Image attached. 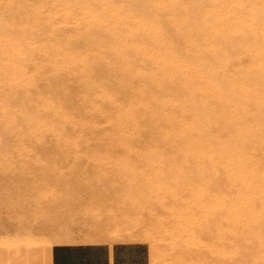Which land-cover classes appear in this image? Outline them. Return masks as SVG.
Here are the masks:
<instances>
[{"label":"rangeland","instance_id":"rangeland-1","mask_svg":"<svg viewBox=\"0 0 264 264\" xmlns=\"http://www.w3.org/2000/svg\"><path fill=\"white\" fill-rule=\"evenodd\" d=\"M133 1L0 0V24L2 25L0 29V264H49L50 246L59 241L111 242L115 240L145 242L148 264H264V211H262L264 194L261 197L255 194L258 191L264 193V180L262 183L260 179L261 176L264 177V172L257 173L259 180L257 174L254 176L256 172L264 171L263 72V77L260 74L254 78L255 81L251 78L250 81L248 80L253 75L252 67L257 63V58L264 55V41L262 43L257 36L258 33L251 29L249 33L256 41L249 35L245 38L246 41L248 39L246 43L249 47H237L230 33L225 31L226 26L220 25V22L227 24L234 19L231 17L244 19L249 14L250 8H254L253 5H257L256 9L261 8L260 4L256 3H264V0H249L248 3V0H245L246 8H243L244 5L241 7L245 9L244 14H247H242L243 17L242 12H238L239 8H242L238 6L235 10L237 15L225 14L227 8L225 6H228L225 2L230 3L231 0H218V3L215 0L216 4H212L210 0L207 2L205 0H192V2L190 0H153V2L145 0L146 5L149 3L147 7L145 5V9L141 6L143 0H138L139 5L137 1ZM211 1L214 2V0ZM197 2L204 4L199 3L200 6ZM145 3L143 2L142 5ZM192 3L196 9L199 8L196 11L197 14L192 11L195 9ZM210 4L214 7L218 4L215 11L220 8L221 10L216 11L217 14L214 13L213 6ZM248 4H250L249 7ZM204 5L206 9L201 10L200 8ZM207 5L212 8H207ZM111 6H115L116 10L114 7L111 8L113 11L109 10ZM223 6L225 9L222 8ZM140 7L143 9L141 10ZM157 7H162L164 14ZM156 8L158 14H156ZM8 9L11 10L8 11ZM124 9L127 10L124 11ZM128 10L131 12H127ZM168 10L177 11L168 13ZM185 11L188 15L184 13ZM202 11L205 15L201 14ZM141 12L149 15L146 13L142 15ZM176 13L179 14L177 17ZM121 14L123 16L119 18ZM184 15L187 18L191 16L192 22L197 21V18L202 20H198V24L195 22L192 24L189 20L190 24L187 26L188 23L184 24L183 19H180V16L186 18ZM136 17L140 18V21H136ZM175 17L178 22L174 20ZM205 17L210 18L211 25L210 23L208 25V19ZM123 18L128 21L125 22ZM141 19L144 21L141 22ZM203 19L204 22H202ZM167 20L169 22H166ZM145 21L149 23L147 27ZM140 23L145 25L142 26L144 32L140 30ZM182 23L186 25V29ZM212 24H214L213 27H210ZM178 26L177 32H183L184 29L186 32L184 37H186L185 34L188 35L187 39L183 37L184 41L180 37L183 33L180 32L179 34L182 35H179L175 32ZM168 28H172L174 32ZM223 29L225 32L222 31ZM210 30L215 31L214 34ZM144 33L148 34L145 36ZM153 37H157L158 40L155 41ZM178 37L184 42V46L183 42L179 43ZM222 39L225 40L222 41ZM239 39L241 40V37ZM154 41L159 43L161 41V45L164 43L163 48L158 46L159 43L153 44ZM243 41L245 43L244 39ZM176 46L180 51L176 49L177 51L173 52H176L178 56L171 51L175 50ZM169 54L172 56L171 61L167 58ZM188 57L190 59L186 61ZM166 58L168 63L174 62L169 63L171 67L164 61ZM179 59L182 62H179ZM179 68L181 72L178 71ZM195 68L199 71H195ZM205 77L209 80H205ZM214 80L216 83L212 82ZM247 83L251 85L247 86ZM201 84H205L203 86H206L207 90ZM181 85L188 86V89L192 87V90H189L190 94L188 90L183 93L186 87ZM208 85L212 88L210 89ZM180 86L184 88L181 91L184 96L179 92ZM223 86L226 87L223 88ZM194 87L197 89L195 90ZM200 88L207 91L202 98L199 96L203 95L204 90L200 91ZM179 94L182 95L181 99ZM186 94L192 98L190 102H195V107L191 108L194 106L192 105L191 109L189 108L190 103H187L189 99ZM193 94L199 95L198 98ZM220 94H224V97ZM173 95L179 98L176 99ZM173 99L180 101L179 106H184L186 102L185 107L188 106V108H180L178 104H175L176 107L173 108L172 106L176 103ZM196 103L203 109H200ZM251 103H254L253 106ZM204 105L209 107V111ZM196 106L200 109L197 112L194 109ZM229 107L234 109L230 110ZM187 109L190 110L187 111ZM250 109L254 117H250L252 115L248 112ZM179 110L184 112H178L181 114L179 115L176 113ZM201 110L203 112L206 110L207 118ZM210 112L212 115L208 114ZM248 113H250L249 116H246ZM235 114L244 117L248 122L239 120L241 118ZM194 116L196 118L199 116V121L192 118ZM200 118H203V121L208 120L203 122ZM228 118H233L234 122ZM255 118L258 123L255 122ZM225 119L229 122L227 123ZM196 122L202 124L199 126L203 127V131L199 126H195L197 129H192ZM220 123L224 126L223 128H218ZM250 125L252 127L249 131L252 133L254 128L253 134L247 131ZM224 128L226 133L222 131ZM237 128L238 130H235ZM187 129L189 131H186ZM190 129L194 131L188 134ZM166 132L169 133L170 138L173 137V133L177 137V132H181L180 139L177 138V141L174 136L175 140L173 138L168 140L169 137L162 140ZM206 132L214 134L210 136ZM234 132L238 133L237 137ZM202 135L207 137H203L202 140ZM232 135L234 136L229 138ZM187 138H190L188 142ZM243 138L246 139L243 140ZM228 140L234 142L235 148L231 145L233 142ZM237 143L243 146H236ZM236 147L239 148L236 149ZM227 149H230V152H227ZM235 149L237 152L234 151ZM234 153H237L236 156ZM199 155H201L200 158ZM231 155L234 157L230 158ZM222 158L227 160H221ZM241 164L253 168L250 170L253 174L249 173L250 175L247 174V176H254L256 181L261 182L262 190H259V185L256 184L258 181L251 182L252 178L247 176L245 179H248L252 186L256 184L258 190L256 186L255 189L254 186L253 188L250 186L252 191L245 190L244 185H240L243 182L242 179L234 176L236 179L233 177V180L236 182L231 180L230 177L235 175L233 173L225 176L224 172L229 174L230 166L237 170V166ZM220 166L227 168L220 169ZM236 185L239 188L234 187ZM228 186L234 187L233 192L243 190L241 195L257 190L253 193L254 197H250L253 201L247 198L250 195H246L243 203L254 205L257 214L255 210H252L253 214L255 212L256 216L263 217H257V220L255 217L252 218L256 221L262 220L263 223L260 222L263 225L259 221L257 224L260 225H254V227L260 226V230L249 225L256 221L250 219L248 213L253 215L251 210H247L248 205L245 208L247 211L243 209L247 212L248 220L252 222L247 223L245 212L241 213L243 205L240 209H234L233 199L242 197L240 192L235 195L230 190L232 193L229 192V194L236 196L232 199V195L227 194ZM224 190L227 196L223 194ZM244 191L247 192L244 193ZM223 196L227 198L229 204H225L226 198H222ZM256 198L260 201L262 198L263 202L255 201ZM248 199L251 201L249 202ZM255 202L261 203L262 206ZM224 206L229 208L233 206L230 209L225 208L226 211L232 214L233 211L234 213L236 211L235 214L240 212L243 221L238 222L240 216L237 214L235 218L234 214L233 216L228 212L227 217L231 215L238 219L235 222L233 218L231 220L228 217L227 221V218H224L226 216H223L226 214ZM257 208L262 213L260 210L258 212ZM244 222L253 229L254 232L248 227L254 235H249L251 232L245 234L249 230L245 227L247 225H243ZM227 229L230 230L227 234L231 235V237L228 235V238ZM239 231L241 234H238ZM255 231L257 234L261 231L262 234H259L261 236L255 234ZM243 237L245 238L242 239ZM258 249L261 253L263 251V255ZM254 253L256 256L253 255Z\"/></svg>","mask_w":264,"mask_h":264},{"label":"bare ground","instance_id":"bare-ground-1","mask_svg":"<svg viewBox=\"0 0 264 264\" xmlns=\"http://www.w3.org/2000/svg\"><path fill=\"white\" fill-rule=\"evenodd\" d=\"M81 1H82V0H81ZM134 1H137L136 3L139 5V3H138L139 1H138V0H134ZM134 1H133V2H134ZM141 1H142V0H141ZM151 1L153 2V0H151ZM190 1L192 2V0H190ZM190 1H189V3H190ZM196 1H197V0H196ZM200 1H202V0H200ZM205 1L207 2L208 0H205ZM222 1H223V0H222ZM222 1H219V3H221ZM227 1H228V0H227ZM254 1H256V0H254ZM259 1H260V0H259ZM131 2H132V0H131ZM143 2L145 3L146 1L143 0V1L141 2V6L144 7V9H145V5H146V3H145L144 5H142ZM147 2H148V1H147ZM162 2H163V1H162ZM162 2H161V3H162ZM193 2H194V1H193ZM210 2H211L212 4H216V2L218 3V0H216V2H215V0H214L215 3H214L213 1H211V0H210ZM210 2H209V3H210ZM229 2H230V1H229ZM232 2H233V3H232ZM248 2H249V0L247 1V3H248ZM251 2H252V1H251ZM251 2H250V3H251ZM136 3H135V4H136ZM165 3H166V2H164V4H165ZM176 3H177V2H176ZM197 3H198V2H197ZM199 3H200V2H199ZM199 3H198V4H199ZM245 3H246L245 0H244V1H243V0H233V1L231 0L230 3H226V2H225L226 5L228 4V6H225V7H227V8H226V11H225L226 13H225V12H224V13L227 14V15H237V14H235V10H236V8L241 7V6H243V5H244L243 8H246L247 5L245 6ZM247 3H246V4H247ZM261 3H263V2H261ZM261 3H258V2L256 3V4H258V5L260 4V7H261V8H258V9L255 8L257 5H256V6H254V5L252 6V5H251V6L254 7V8H250V9H251L250 11H249V9H248L249 14L245 13V14H247L248 16L250 15L248 18L246 17L247 15L244 17V19H239L240 17H238V18L231 17L232 19H233V18H234V19L231 20V21H229L227 24H226L225 21H224L225 24H221V22H220V25H224V26H226V27H225V31H226L228 34L230 33V35H231L232 38H233V42L235 43V46H237V47L240 46V47H244V48H246V47L248 46V44L246 43V42H248V39H247V41H246V39H245L246 36L249 37V35H250V36H251L250 38H254L253 35H251V34L249 33V32L251 31V29L255 30L256 33H258L257 36H258V38L261 39V41H262V43H263V41H264V3H263V4H261ZM132 4H134V3H132ZM148 4H149V3H148ZM148 4L146 5V7L148 6ZM166 4H167V3H166ZM193 4H194V3H192V6H193ZM200 4H204V3L201 2ZM200 4H199V5H200ZM205 4H207V3H205ZM222 4H223V2H222ZM109 5H110V4H109ZM172 5H173V4H172ZM172 5H171V7L174 6V5H173V6H172ZM176 5H177V4H176ZM181 5H182V4H181ZM183 5H184V4H183ZM188 5H189V4H188ZM188 5H187V6H188ZM190 5H191V4H190ZM208 5H209V4H208ZM208 5H207V8L209 7ZM210 5H211V4H210ZM217 5H218V4H217ZM217 5H216V6H217ZM220 5H221V4H220ZM249 5H250V4H248V7H249ZM9 6H10V5H9ZM156 6H157V5H156ZM162 6H163V5H162ZM195 6H196V5H195ZM197 6H198V5H197ZM200 6H201V5H200ZM202 6H203V5H202ZM205 6H206V5H204V7H203L204 9H203V8H200V9H201V10H205V9H206ZM211 6H213V9H214V10H213V9H212V10H213V12H214L216 6H215V7H214V5H211ZM211 6H210L209 8H212ZM237 6H238V7H237ZM10 7H11V6H10ZM10 7H9V8H10ZM112 7L115 8V6H111V7H109V10H110ZM135 7L137 8V6H135ZM142 7H140V9H141ZM176 7H177V6H176ZM178 7L180 8V5H179ZM193 7H194V6H193ZM193 7H192V8H193ZM248 7H247V8H248ZM20 8H22V7H20ZM114 8H113V9H114ZM157 8H158V7H157ZM157 8L155 9L156 14H158V12H157V11H158ZM159 8H160V7H159ZM159 8H158V9H159ZM182 8H183V6H182ZM184 8H185V10H186V7H184ZM190 8H191V6H189V10H191ZM194 8H195V7H194ZM222 8H224V6H223ZM241 8H242V7H241ZM243 8H242V9L239 8V11H238V12H242L241 15L244 14L243 11H244L245 9L243 10ZM140 9H138V11H139ZM142 9H143V8H142ZM142 9H141V10H142ZM161 9H162V7L160 8V11L162 12ZM163 9H164V8H163ZM173 9H174V8H173ZM175 9L178 10V8H175ZM180 9H181V8H180ZM195 9H196V8H195ZM195 9H194V10H195ZM198 9H199V8H197L195 11H194V10H192V11L195 12V14H197L196 11H197ZM217 9H218V8H217ZM224 9H225V8H224ZM259 9H261V10H259ZM10 10H11V9H10ZM10 10L8 9V11H10ZM115 10H116V8H115ZM121 10H122V9H121ZM125 10H127V9H124V11H125ZM170 10H171V9H170ZM177 10H176V11H177ZM183 10H184V9H183ZM208 10H209V9H208ZM220 10H221V8H220L219 10H216V11H220ZM111 11H113V10L111 9ZM160 11H159V12H160ZM164 11L166 12L165 9H164ZM168 11H169V10H168ZM173 11H175V10H173ZM173 11H172V12H173ZM176 11H175V12H176ZM186 11H187V10H186ZM186 11L184 12L185 14H187ZM192 11H190V13H191ZM210 11H211V10H210ZM210 11H209V13H210ZM216 11H215L214 13H216ZM89 12H90V11H89ZM91 12H92V11H91ZM119 12H121V11H119ZM122 12H123V11H122ZM122 12H121V13H122ZM127 12H131V11L128 10ZM172 12L169 11L168 13H172ZM179 12H180V11H179ZM213 12H212V15L214 14ZM221 12H222V11H221ZM246 12H247V11H246ZM125 13H126V12H125ZM134 13H135V12H134ZM137 13H138V12H137ZM139 13H140V12H139ZM139 13H138V14H139ZM145 13H146V12H144V14H142V12H141L142 15H145ZM162 13H163V12H162ZM177 13H178V12H177ZM177 13H176V14H177ZM190 13H189V14H190ZM199 13H200V12L198 11V14H199ZM209 13H208V14H209ZM89 14H91V13H89ZM108 14H109V13H108ZM110 14H112V13L110 12ZM126 14H127V13H126ZM126 14H125V15H126ZM132 14H133V13H132ZM146 14H148V13H146ZM159 14H160V13H159ZM163 14H164V13H163ZM191 14L194 15V13H191ZM201 14H202V15H205V13L203 14V11L201 12ZM201 14H200V15H201ZM216 14H217V13H216ZM238 14H239V13H238ZM245 14H244V15H245ZM87 15H88V13H87ZM112 15H114V13H113ZM123 15H124V13H123ZM123 15L121 14V15L119 16V18H120L121 16H123ZM128 15H129V13H128ZM128 15H127V16H128ZM133 15H136V14H133ZM148 15H149V14H148ZM171 15H172V14H171ZM178 15H179V14H177L176 17H177ZM187 15H188V14H187ZM241 15H240V16H241ZM262 15H263V16H262ZM117 16H118V15L116 14V17H117ZM181 16H182V15H181ZM181 16H180V19L182 18L183 20H185V21H183V20L181 19L182 22H183L184 24L188 23L189 20H190V23L192 22L191 19H190L191 16L187 18V16L184 15L187 19H186V18H183V17H181ZM221 16H222V15H221ZM125 17H126V16H124V18H125ZM138 17H139V16H138ZM148 17H149V16H148ZM170 17H172V16H170ZM176 17H175V19H174V18H173V19L176 20ZM192 17H194V16H192ZM217 17H219V15H218ZM236 17H237V16H236ZM242 17H243V15H242ZM124 18H123V20H124ZM127 18H129V17H127ZM127 18H126V19H127ZM130 18H131V17H130ZM136 18H137V17H136ZM178 18H179V17H178ZM231 18H230V19H231ZM245 18H247V19H245ZM168 19H169V18H168ZM205 19H208V18L205 17ZM212 19H213V18H212ZM216 19H217V18H216ZM216 19H215V20H216ZM222 19H223V18H222ZM95 20H96V19H95ZM123 20H121V21H123ZM129 20H131V19H129ZM146 20H147V18H146ZM171 20H172V18H171ZM193 20H194V19H193ZM198 20H200V18H199V19L197 18V21L194 20V22L197 23ZM201 20H202V18H201ZM201 20H200V21H201ZM227 20H228V19H227ZM227 20H226V21H227ZM87 21H88V20H87ZM111 21H112V20H111ZM124 21H125V20H124ZM127 21H128V19H127L125 22H127ZM136 21H140V18H139V19L137 18ZM142 21H144V19H143V20L141 19V22H142ZM148 21H149V20H148ZM148 21H145V22H146V27H147V25H149ZM172 21H173V20H172ZM176 21H177V20H176ZM179 21H180V20H179ZM209 21H210V18L208 19V25H209V23H210V25H211V22H212V21H210V22H209ZM217 21H218V20H217ZM98 22H99V20H98ZM98 22H97V23H98ZM132 22H134V21H132ZM156 22H157V24H159L158 21H156ZM156 22H155V23H156ZM166 22H169V21L167 20ZM177 22H178V21H177ZM180 22H181V21H180ZM180 22H179V23H180ZM194 22H192V24H193ZM202 22H204V19H203ZM205 22H206V21H205ZM215 22H216V21H215ZM215 22H214V23H215ZM222 22H223V21H222ZM136 23L138 24V22H136ZM150 23H151V22H150ZM170 23H172V22H170ZM170 23L168 24L169 26H170ZM174 23L176 24V22H174ZM179 23H177V24H179ZM183 23H182V24H183ZM190 23H188V24H186V25L188 26ZM102 24H103V23H102ZM124 24H125V23H123V25H124ZM140 24H141V23H140ZM184 24H183V25H184ZM197 24H198V23H197ZM7 25H8V24H7ZM159 25H161V23H160ZM165 25H166V24H165ZM173 25H174V24H173ZM186 25H184V26H185V29L187 28ZM195 25H196V24H195ZM204 25H205V23H204ZM213 25H214V24H212V26H210V27H213ZM215 25H216V24H215ZM103 26H105V25L103 24ZM140 26H141V29H140V27H138V26H136V27H137V29L139 28L140 30H142V29H143L142 26H145V25H144V24H141ZM152 26H154V25L152 24ZM156 26H157V25H156ZM169 26H168V27H169ZM175 26H177V25H175ZM198 26H199V25H198ZM198 26H196V27L198 28ZM218 26H219V25H218ZM5 27H6V26H5ZM111 27H112V26H111ZM180 27H181V25H180ZM182 27H183V26H182ZM204 27H205V26H204ZM210 27H208V28H210ZM220 27H222V26H220ZM148 28H149V27H148ZM153 28H154V27H153ZM174 28H175V27H174ZM177 28H178V30H179V26L176 27V31H175L176 33L179 34L180 32H182V31L177 32ZM205 28H206V27H205ZM217 28H218V27H217ZM0 29H2V25H1V24H0ZM122 29H123V28H122ZM145 29H147V28H145ZM155 29H156V28H155ZM168 29H169V30L171 29V32H174V31H172V28H168ZM180 29H182V28H180ZM199 29H200V28H199ZM3 30H4V29H3ZM134 30H135V29H134ZM143 30H144V29H143ZM143 30H142V31H143ZM148 30H150V29H148ZM148 30H147V31H148ZM160 30H161V29H160ZM169 30H168V31H169ZM202 30H203V29H202ZM220 30H221V29H220ZM253 30H252V31H253ZM93 31H94V30H93ZM142 31H141V33H142ZM147 31H146V32H147ZM188 31H189V30H188ZM188 31H187V32H188ZM206 31H207V30H206ZM210 31H212V30H210ZM222 31H224V29H223ZM225 31H224V32H225ZM109 32H110V31H109ZM143 32H144V31H143ZM154 32H155V31H154ZM159 32H160V31H159ZM212 32H213V31H212ZM214 32H215V31H214ZM214 32H213V34H214ZM0 33H1V32H0ZM151 33H152V31H151ZM151 33L149 32V35H150ZM182 33H183V36H180V37H181V39L184 41L183 37H184V33H186V32H184V29H183V32H182ZM207 33H208V32H207ZM209 33H210V32H209ZM254 33H255V32H254ZM142 34H143V33H142ZM142 34H141V35H142ZM144 34H145V36H146V34H148V33H144ZM157 34H158V33H157ZM157 34H156V35H157ZM160 34H161V33H160ZM178 34H177V35H178ZM187 34H188V33H187ZM218 34H219V33H218ZM179 35H182V34H179ZM142 36H143V35H142ZM142 36H141V37H142ZM145 36H144V37H145ZM171 36H172V35H171ZM185 36L187 37L188 35L185 34ZM210 36H211V35H210ZM215 36H216V35H214V37H215ZM243 36H245V37L243 38V39L245 40V43H244V41H243V39H242ZM180 37H178L179 40H178V39H177V40L179 41V43H182L183 41L180 39ZM186 37H184V38H186ZM228 37H229V35H228ZM239 37H241V40H242V41L239 39ZM248 37H247V38H248ZM146 38H148V37H146ZM153 38H155V39H154L155 41L158 40V39H156L157 37H153ZM188 38H189V37H188ZM216 38H217V37H216ZM216 38H215V39H216ZM220 38H221V36L219 37V39H220ZM225 38H226V37H225ZM229 38H230V37H229ZM149 39H150V38H149ZM151 39H152V38H151ZM159 39H160V38H159ZM186 39H187V38H186ZM212 39H214V38H212ZM215 39H214V40H215ZM254 39H255V38H254ZM260 39H259V40H260ZM180 40H181V42H180ZM223 40H225V39H222V41H223ZM238 40H239L241 43H240ZM250 40H251V39H250ZM155 41H154V42H155ZM163 41H164V40H163ZM204 41H205V40H204ZM255 41H256V39H255ZM3 42H4V41H3ZM9 42H10V41H9ZM188 42H189V40H188ZM188 42H187V43H188ZM205 42H206V41H205ZM220 42H221V40H220ZM231 42H232V41H231ZM233 42L231 43V45H233ZM259 42H260V41H259ZM27 43H28V42H27ZM125 43H126V42H125ZM151 43H152V42H151ZM156 43H159V41H158V42H155V43H153V44H156ZM177 43H178V42H177ZM209 43H210V42H209ZM163 44H164V43H163ZM163 44L161 45V41H160V43L158 44V46H160V47L163 48ZM182 44H183V46H184V42H183ZM188 44H190V43H188ZM207 44H208V43H207ZM207 44H206V45H207ZM208 45H209V44H208ZM221 45H222V44H221ZM263 45H264V44H263ZM17 46H18V45H17ZM156 46H157V45H156ZM209 46H211V45H209ZM160 47H159L158 49H159V51L161 52ZM179 47H180V46H179ZM211 47H212V46H211ZM230 47H231V46H230ZM248 47H249V46H248ZM153 48H154V47H153ZM206 48H207V47H206ZM232 48H233V47H232ZM244 48H243V49H244ZM158 49H157L156 51H158ZM170 49H171V48H170ZM176 49H178L177 46H176L175 50H171L173 54L176 53V52H175V53L173 52V51H177ZM183 49H184V48H183ZM223 49H224V47H223ZM226 49L230 52V50H229L228 48H226ZM240 49H242V48H240ZM249 49H250V48H249ZM145 50L147 51V49H145ZM178 50L180 51V49H178ZM227 50H226V51H227ZM169 51H170V50H169ZM195 51H196V50H195ZM199 51H200V50H199ZM221 51H223V50H221ZM235 51H236V50H235ZM235 51H234V52H235ZM241 51H242V50H241ZM152 52H153V51H152ZM229 52H227V53H229ZM231 52H233V51H231ZM234 52H233V53H234ZM245 52H246V51H245ZM145 53H146V52H145ZM169 53H170V52H169ZM178 53H180V52H178ZM218 53H219V52H218ZM220 53H221V52H220ZM224 53H225V52H224ZM224 53H223V54H224ZM243 53H244V52H243ZM248 53H249V52H248ZM163 54H164V53H163ZM170 54H171V53H170ZM170 54H169V55H170ZM173 54H172V55H173ZM176 54H177V53H176ZM176 54H175V55H176ZM181 54H182V53H181ZM181 54H180V55H181ZM175 55H173V56H175ZM201 55H202V54H201ZM244 55H245V54H244ZM176 56H178V54H177ZM170 57H172V56L170 55L169 57H167V58H168V61H169V59H170V61H171V58H170ZM179 57H180V56H179ZM228 57H229V56H228ZM237 57H238V56H237ZM252 57H253V56H252ZM167 58H166L164 61L168 63V61H166ZM175 58H176V57H175ZM184 58H186V57H184ZM215 58H216V57H215ZM230 58H231V57H230ZM256 58H257V57H256ZM137 59H138V58H137ZM177 59H178V58H177ZM177 59H176V60H177ZM189 59H190V58L188 57V59H186V61L189 60ZM213 59H214V58H213ZM257 59H258L257 63L254 64V66L252 67V73H253V75H252L251 77H249V79H248L249 81H250V78L254 80V78H256L258 75L261 74L262 77H263V75H264V55L260 56V57L257 58ZM257 59H256V60H257ZM197 60H198V59H197ZM201 60H202V59H201ZM201 60H200V61H201ZM205 60H206V59H205ZM172 62H173V61H172ZM172 62H169V63L172 64ZM179 62H182L181 59H179ZM211 62H213V61H211ZM169 63H168V64H169ZM173 63H174V62H173ZM195 63H196V62H195ZM224 63H225V62H224ZM226 63H227V61H226ZM168 64H167V67H169ZM170 64H169V65H170ZM181 64H182V63H181ZM189 64H190V63H189ZM198 65H199V64H198ZM200 65L202 66V64H200ZM204 65H206V63H204ZM204 65H203V66H204ZM252 65H253V64H252ZM172 66H173V65H172ZM210 66H211V65H210ZM233 66H234V65H233ZM170 67H171V65H170ZM174 67H175V66H174ZM178 67H180V66H178ZM178 67H177V68H178ZM181 67H182V66H181ZM183 67H185L184 63H183ZM206 67H208V66H206ZM216 67H217V66H216ZM155 68H156V67H155ZM200 68H201V67H200ZM204 68H205V67H204ZM210 68H211V67H210ZM181 69H182V68H181ZM183 69H184V68H183ZM205 69H206V68H205ZM205 69H204V71H205ZM213 69H214V68H213ZM224 69H225V68H224ZM191 70H192V69H191ZM211 70H212V68H211ZM178 71H180V68H179ZM192 71H193V70H192ZM195 71H197L196 68H195ZM198 71H199V70H198ZM198 71H197V72H198ZM212 71H213V70H212ZM180 72H181V71H180ZM184 72H185V69H184ZM184 72H183V73H184ZM201 72H202V71H201ZM201 72H200V73H201ZM214 72H215V71H214ZM218 72H219V71H218ZM262 72H263V75H262ZM200 73H199V74H200ZM205 73H206V71H205ZM219 73H220V72H219ZM207 74H208V73H207ZM221 74H222V72H221ZM221 74H219V75H221ZM180 75H182V74H180ZM209 75H210V72H209ZM209 75H207V77H208ZM222 75H224V73H223ZM198 76H199V75H198ZM233 76H234V75H233ZM182 78L185 79V78H187V77H182ZM195 78H196V77H195ZM212 78H213V77H212ZM179 79H180V78H179ZM188 79H190V78H188ZM207 79L209 80V78H207ZM207 79H206V77H205V80H207ZM215 80H216V79H215ZM215 80L212 81V82H215ZM231 80H232V79H231ZM248 80H247V81H248ZM255 80H256V79H255ZM255 80H254V81H255ZM180 81H181V80H180ZM195 81H196V80H195ZM198 81H199V80H197V82H198ZM232 81H233V80H232ZM254 81H253V82H254ZM257 81H258V79H257ZM259 81H260V79H259ZM182 82H183V80H182ZM188 82H189V81H188ZM202 82H203V81H202ZM263 82H264V81H263ZM191 83H192V82H191ZM191 83H190V84H191ZM203 83H207V82L204 81ZM209 83H210V82H209ZM215 83H216V82H215ZM241 83H242V81H241ZM241 83H240V84H241ZM257 83H258V82H257ZM257 83H256V84H257ZM130 84H131V83H130ZM183 84H184V82H183ZM185 84H186V83H185ZM190 84H189V85H190ZM218 84H219V83H217V86H218ZM225 84H226V83H225ZM230 84H231V83H230ZM258 84H259V83H258ZM261 84H262V82H261ZM186 85H188V84H186ZM186 85H185V86H184V85H181V86H183V87L185 88ZM196 85H198V84H196ZM203 85H205V84H203ZM203 85L201 84V86H203ZM209 85L212 86L211 83H210ZM209 85H208V86H209ZM245 85H246V84H245ZM248 85L250 86L251 84L247 83V86H248ZM252 85H254V84H252ZM181 86H180V89H181V90H179L180 94H182L181 91H182V89H184V88L181 87ZM199 86H200V85H199ZM211 86H209V88H210ZM213 86H214V85H213ZM217 86H216V87H217ZM221 86H222V85H221ZM227 86H229V84H228ZM256 86H258V85H256ZM259 86H260V85H259ZM187 87H188V86H187ZM187 87H186V88H187ZM189 87H190V86H189ZM204 87H206V86H203V88H204ZM216 87H214V88L216 89ZM218 87H219V86H218ZM224 87H226V86H223V88H224ZM251 87H252V86H251ZM251 87H250V88H251ZM186 88H185V89H186ZM195 88H196V87H194V89H195ZM211 88H212V87H211ZM211 88H210V89H211ZM221 88H222V87H221ZM178 89H179V88H178ZM178 89H177V90H178ZM185 89H184V92H183V93H186L185 91H187V90H188V91H189L190 89L192 90V87L189 88V89L187 88L186 90H185ZM196 89H197V88H196ZM196 89H195V90H196ZM200 89H201V90H200ZM200 89H199L200 91H203L204 89L207 90V87L204 88L203 90H202V88H200ZM215 89H214V90H215ZM219 89H220V88H219ZM225 89H226V88H225ZM225 89L223 90L224 92H225ZM230 89H231V88H230ZM251 89H252V88H251ZM257 89H258V88H257ZM195 90H193V91L196 92ZM199 90H198V91H199ZM206 90L203 91L204 93L202 92V94H203L202 96H201V95H200V96L198 95V96L201 97V98H202L203 96H205L204 94H206V92H207ZM216 90H217V89H216ZM244 90H245V89H244ZM252 90H253V89H252ZM193 91H192V93H193ZM229 91H232V90H229ZM210 92H211V90H210ZM214 92H215V91H214ZM249 92H250V91H249ZM252 92H254V91H252ZM255 92H256V91H255ZM175 93H176V91H175ZM175 93H173V94H175ZM177 93H178V92H177ZM188 93L190 94V91H189ZM192 93H191V94H192ZM215 93H217V91H216ZM220 93H221V92H220ZM233 93H234V92H233ZM237 93H238V92H237ZM250 93H251V92H250ZM260 93H262V92H260ZM101 94H102V93H101ZM180 94H179V95H180ZM189 94H186V97H188V99H189V101H188V100H186V101H188V102H187L188 104L190 103V104H189V105H190L189 108H190L192 105H194L195 102H190V99H191V101H192V98L190 97ZM196 94H197V93H196ZM198 94H200V93H198ZM240 94H241V93H240ZM252 94H253V93H252ZM252 94H251V95H252ZM171 95H172V94H171ZM176 95H177V94H176ZM176 95H175V96H176ZM182 95L184 96V94H182ZM182 95H180V99H181V96H182ZM220 95L223 96L224 94H220ZM256 95H257V93H256ZM173 96H174V95H173ZM175 96H174V98H176V99L179 98V96H177V97H175ZM191 96H192V95H191ZM193 96H197V95L193 94ZM193 96H192V97H193ZM198 96H197V98H198ZM222 96H220V97L222 98ZM230 96H231V95H230ZM252 96H253V95H252ZM254 96H255V95H254ZM170 97H172V96H170ZM186 97H183V98L186 99ZM189 97H190V98H189ZM216 97H217V96H216ZM223 97H224V96H223ZM226 97H227V96H226ZM234 97H235V96H234ZM245 97H246V96H245ZM261 97H262V95H261ZM263 97H264V96H263ZM193 98H195V97H193ZM201 98H200V99H201ZM213 98H214V97H213ZM221 98H220V99H221ZM230 98H231V97H230ZM236 98H237V97H236ZM238 98H239V96H238ZM185 99H183V100L185 101ZM220 99L218 98V100H220ZM242 99H243V98H242ZM242 99H241V100H242ZM244 99H245V98H244ZM260 100H261V99H260ZM260 100H259V101H260ZM173 101L176 102V103H174V106H172L173 108L176 107V105L178 104V102H179V104H180V101H179V100L177 101V100L173 99ZM181 101H182V100H181ZM193 101H194V100H193ZM220 101H222V100H220ZM261 101H262V100H261ZM170 102H171V101H170ZM196 102H197V101H196ZM211 102H212V101H211ZM223 102H225V101H223ZM252 102H253V101H252ZM263 102H264V100H263ZM182 103H183V101H182ZM191 103H193V104H191ZM217 103H218V102H217ZM231 103H233V102H231ZM175 104H176V105H175ZM179 104H178L177 106H179ZM185 104H186V102H185ZM185 104H183L184 106H179V107H180V108H182V107H183V108H188L187 105H186L187 107H185ZM215 104H216V103H215ZM225 104H226V103H225ZM252 104H254V103H251V105H252ZM259 104L261 105V103H259ZM196 105H198V106L200 107V105H199L198 103H196ZM207 105H208V104H207ZM207 105H204V107L206 108V110L208 109V111H209V107H207ZM228 105H229V104H228ZM231 105H232V104H231ZM235 105H237V104H235ZM251 105H250V107H251ZM255 105H256V104H255ZM262 105H264V103H263ZM52 106H53V105H52ZM202 106H203V105H202ZM222 106H223V105H222ZM232 106H233V105H232ZM252 106H253V105H252ZM179 107H178V108H179ZM193 107H195V105L192 106L191 108H193ZM199 107H198V108H199ZM217 107H218V106H217ZM237 107H238V105H237ZM237 107H236V108H237ZM254 107H256V106H254ZM262 107H263V106H262ZM47 108H48V107H47ZM170 108H171V107H170ZM178 108H176V110H177ZM180 108H179V109H180ZM191 108H190V109H191ZM205 108H204V109H205ZM259 108H260V107H259ZM190 109H187V111L190 110ZM194 109H196V112H197V110L203 109V107H202V108L200 107V109H197V106H196V108H194ZM229 109L231 110V109H234V108H233V107H229ZM229 109H228V110H229ZM251 109H252V108H251ZM251 109L248 110V112H250V113L253 112V111H251ZM173 110H174V109H173ZM183 110H184V109H183ZM183 110L176 111V113H178V112L180 113V112H182ZM185 110H186V109H185ZM206 110H205L204 112H203V110H201V111H202V114H203V113L205 114ZM210 110H211V108H210ZM228 110H226V111H228ZM230 110H229V111H230ZM240 110H241V109H240ZM240 110H239V111H240ZM242 110H244V109H242ZM242 110H241V111H242ZM253 110H254V109H253ZM255 110H256V111H259L260 109H259V110H258V109H255ZM50 111H51V110H50ZM163 111H164V110H163ZM191 111L195 112L194 110H191ZM212 111H213V110H212ZM220 111H221V110H220ZM222 111H223V110H222ZM222 111H221V112H222ZM256 111H254V112L256 113ZM261 111H262V110H261ZM173 112H174V111H173ZM183 112H184V111H183ZM196 112H195V113H196ZM215 112H216V111H215ZM235 112H237V111H235ZM141 113H142V112H141ZM179 113H178V114H179ZM200 113H201V112H200ZM228 113H232V112H228ZM228 113H227V114H228ZM238 113H239V112H238ZM242 113H243V112H242ZM244 113H245V112H244ZM250 113L246 114V116H249ZM188 114H189V113H188ZM192 114H193V113H192ZM197 114H199V113H197ZM197 114H195V115H197ZM208 114H211V112L208 113ZM223 114H224V113H223ZM251 114H252V113H251ZM67 115H68V114H67ZM179 115H181V114H179ZM193 115H194V114H193ZM206 115H207V114H205V117L207 118L208 116H206ZM211 115H212V114H211ZM232 115L234 116V114H232ZM232 115H230V117H233ZM239 115H240V114H239ZM242 115L244 116L245 114H242ZM253 115H254V113H253L250 117H252ZM256 115H257V114H256ZM262 115H263V114H262ZM187 116H188V115H187ZM189 116H190V115H189ZM218 116H219V114H218ZM235 116H238V115L235 114ZM178 117H179V116H178ZM180 117H181V116H180ZM180 117H179V118H180ZM201 117H202V115H201ZM213 117H214V116H213ZM223 117H224V116H223ZM239 117L241 118V119H239V120H241V121L245 120L244 117L242 118L241 116H238V118H239ZM253 117H254V116H253ZM259 117H260V116H259ZM259 117H258V118H259ZM189 118H190V117H189ZM192 118H195V119H197V120L199 121V116H197V118H196V116H194V117H192ZM192 118H191V119H192ZM203 118H204V117H203ZM203 118H202V119H203ZM206 118H205V119H206ZM209 118H210V117H209ZM211 118H212V117H211ZM233 118H234V117H233ZM233 118H232V119L230 118L231 121L233 120ZM256 118H257V117H256ZM256 118H255V122L257 121ZM263 118H264V117H263ZM200 119H201V118H200ZM202 119H201V121H203ZM213 119H216V118H213ZM218 119H219V117H218ZM221 119H223V118H221ZM226 119H227V118H226ZM226 119H225V120H226ZM230 119L228 118V120H230ZM242 119H243V120H242ZM249 119H251V118H249ZM192 120H193V119H192ZM197 120H196V121H197ZM206 120H208V119H206ZM206 120H205V121H206ZM209 120H212V119H209ZM219 120H220V119H219ZM223 120H224V119H223ZM228 120H226L227 123L229 122ZM251 120H252V119H251ZM258 120H259V119H258ZM260 120H261V119H260ZM260 120H259V121H260ZM66 121H67V120H66ZM131 121H132V120H131ZM174 121H175V119H174ZM193 121H194V120H193ZM205 121H203V122H205ZM214 121H215V120H214ZM214 121H212V123H213ZM241 121H240V122H241ZM203 122H202V123H203ZM226 122H225V123H226ZM233 122H234V120H233ZM245 122H248L247 119L245 120ZM252 122H253V121H252ZM261 122H262V120H261ZM261 122H259V123H261ZM171 123H172V122H171ZM178 123H179V122H178ZM178 123H176V124H178ZM189 123H192V122H189ZM193 123H194V122H193ZM196 123H197V122H196ZM196 123H195V124H196ZM209 123H210V122H209ZM209 123H208V124H209ZM212 123H211V124H212ZM227 123H226V124H227ZM231 123H232V122H231ZM243 123H244V122H243ZM250 123H251V122H250ZM257 123H258V121H257ZM14 124H15V123H14ZM132 124H133V123H132ZM168 124H170V122H168ZM176 124H175V125H176ZM180 124H181V123H180ZM185 124H186V123H185ZM187 124H188V123H187ZM187 124H186V125H187ZM195 124H193V125H194V128H192V129H195V128H196L195 126L198 127L200 123H199V124L197 123L198 125H197V124L195 125ZM222 124H223V123H222ZM226 124H225V125H226ZM237 124H240V123H237ZM246 124H247V123H246ZM251 124H253V123H251ZM200 125L202 126V124H200ZM206 125H207V123H206ZM247 125H248V124H247ZM255 125H256V127H257V124H255ZM189 126H190V127H193V126H191L190 124H189ZM201 126H199V127L201 128ZM217 126H218V125H217ZM239 126H240V125H239ZM241 126H245V125H241ZM241 126H240V127H241ZM261 126H263V125L261 124ZM178 127H180V125H178ZM190 127H188V129H189ZM219 127H220V128H223L224 126H221V123H220V125L218 126V128H219ZM228 127H229V126H228ZM249 127H250V128H248L247 131H249V129L251 130V127H252V126L250 125ZM259 127H260V125H259ZM263 127H264V126H263ZM171 128H172V127H171ZM175 128H176V127H175ZM182 128H183V127H182ZM202 128H203V127H202ZM202 128H201V129H202ZM209 128H210V126H209ZM211 128H213L212 125H211ZM225 128H226V127H225ZM225 128H224V130H222V131L225 132ZM230 128H231V127H230ZM230 128H229V130H231ZM233 128H234V127H233ZM261 128H262V127H261ZM261 128H260V129H261ZM168 129H169V128H168ZM173 129H174V128H173ZM188 129H187L186 131H189ZM192 129H190V132H188V134L191 133V131H192V132L194 131V130H192ZM196 129H197V128H196ZM201 129H199V130H201ZM207 129H208V128H207ZM253 129H254V128H253ZM253 129H252V133L249 131L251 134H253ZM260 129H259V130H260ZM177 130H178V129H177ZM177 130H174V131H177ZM179 130H180V129H179ZM184 130H185V129H184ZM184 130H183V131H184ZM214 130H215L214 132H216V129H214ZM227 130H228V129L226 128V131H227ZM235 130H238V128L235 129ZM259 130H258V131H259ZM167 131H168V130H167ZM170 131H172V130H170ZM186 131H185V132H186ZM202 131H203V129H202ZM204 131H205V130H204ZM206 131H207V130H206ZM209 131H211V130H209ZM220 131H221V130H220ZM232 131H233V130H232ZM232 131H230V132L233 133ZM241 131H242V130H241ZM124 132H125V131H124ZM195 132H196V130H195ZM197 132H198V131H197ZM197 132H196V133H197ZM228 132H229V131H228ZM249 132H248V134H249ZM144 133H145V132H144ZM166 133H167V132H166ZM170 133H171V132H170ZM177 133H178L177 137L174 135V133H173V137H172V135H171V137L173 138V140H175V139H174L175 137H176V139L179 138V136H180L179 134H180L181 132H177ZM196 133H195V134H196ZM204 133H205V132H204ZM206 133L209 134V132H206ZM225 133H226V132H225ZM239 133H240V132H239ZM255 133H256V132H255ZM167 134H168V136L166 137ZM167 134L164 135L166 138L164 137L162 140H166V139H168V137H169L170 135H169V133H167ZM186 134H187V133H186ZM197 134H198V133H197ZM208 134H207V136H208ZM210 134L213 135L214 133L212 132V133H210ZM210 134H209V135H210ZM234 134H235V137H237L236 135H237L238 133L236 134V133L234 132ZM181 135H182V134H181ZM184 135H185V134H184ZM193 135H194V134H193ZM198 135H199V134H198ZM226 135H228V134H226ZM245 135H246V134H245ZM263 135H264V134H263ZM142 136H143V135H142ZM159 136H160V135H159ZM174 136H175V137H174ZM207 136H206V135H204V136L202 135V140H203V137L206 138ZM210 136H211V135H210ZM224 136H225V135H224ZM233 136H234V135L229 136V138H231V137H233ZM238 136H239V135H238ZM116 137H117V136H116ZM154 137H155V136H154ZM183 137H184V136H183ZM188 137H189V136H188ZM199 137L201 138V136H199ZM208 137H209V136H208ZM244 137H245V136H244ZM261 137H262V136H261ZM118 138H119V137H118ZM161 138H162V137H161ZM172 138L169 137L168 140H170V139H172ZM194 138H195V137H194ZM209 138H210V137H209ZM215 138L217 139L218 137H215ZM219 138H220V137H219ZM226 138H227V136H226ZM247 138H248V137H247ZM257 138L259 139V137H257ZM179 139H180V138H179ZM210 139H211V138H210ZM220 139H221V138H220ZM245 139H246V138H245ZM245 139L243 138V140H245ZM188 140H190V138H187V142H188ZM208 140H209V139H208ZM223 140H227V139L223 138ZM232 140H233V139H232ZM232 140H231V141H232ZM255 140H256V139H255ZM255 140H253V141H255ZM259 140H260V139H259ZM177 141H178V139H177ZM213 141L215 142L216 140H213ZM231 141L228 140V142H231ZM237 141H238V140H237ZM185 142H186V141H185ZM196 142H197V141H196ZM203 142H205V141H203ZM210 142H211V141H210ZM232 142H233V141H232ZM232 142H231V143H232ZM239 142H241V141H239ZM263 142H264V141H263ZM235 143H236V142H235ZM252 143H253V142H252ZM239 144H240V143H239ZM239 144L237 143L236 146H237V145H238V146H243V144H240V145H239ZM253 144H254V143H253ZM255 144H256V141H255ZM190 145H191V142H190ZM209 145H210V144H209ZM224 145H225V144H224ZM224 145H222V146H224ZM231 145L234 146V148H235V144H234V142H233ZM231 145H230L229 147H231ZM248 145H249V144H248ZM260 145H261V144H260ZM263 145H264V144H263ZM219 146L221 147V144H219ZM227 146H228V145H227ZM209 147H211V146H209ZM217 147H218V145H217ZM217 147H216V148H217ZM229 147H228V148H229ZM201 148H202V147H201ZM205 148H206V147H205ZM223 148H224V147H223ZM237 148H239V147H236V149H237ZM258 148H259V146H258ZM202 149H203V148H202ZM218 149H219V148H218ZM218 149H217V150H218ZM220 149H222V147H221ZM224 149H225V148H224ZM236 149H235L234 151H236ZM241 149H242V147H241ZM247 149H248V148H247ZM249 149H250V148H249ZM251 149H252V147H251ZM260 149H261V148H260ZM263 149H264V148H263ZM227 150H228L227 152H230V149H227ZM232 150H233V147H232L231 151H232ZM201 151H202V150H201ZM204 151L206 152V150H204ZM204 151H203V152H204ZM207 151H208V150H207ZM225 151H226V150H225ZM234 151H233V152H234ZM241 151H242V150H241ZM241 151H239V153H240ZM243 151H244V150H243ZM249 151L252 152V150H249ZM205 152H204V154L207 153V152H206V153H205ZM227 152H226V153H227ZM236 152H237V151H236ZM197 153H198V152H197ZM212 153H213V152H212ZM221 153L223 154V151H222ZM226 153H225V154H226ZM239 153H238V155H239ZM217 154H218V153H217ZM231 154H232V153H231ZM234 154H235V153H234ZM236 154H237V153H236ZM236 154H235L234 156H236ZM244 154H245V153H244ZM244 154H243V156H244ZM246 154H247V153H246ZM246 154H245V155H246ZM197 155H198V154H197ZM208 155H211V156H212V154H209V153H208ZM228 155H229V154H228ZM200 156H201V155H199L198 157L200 158ZM206 156H207V155H205V157H206ZM215 156H216V154H215ZM225 156H226V155H225ZM231 156H232V155H231ZM234 156H232V157H230V158H233ZM239 156H241V155H239ZM190 157H191V156H190ZM203 157H204V156H203ZM226 157H228V156H226ZM237 157H238V156H237ZM237 157H236V158H237ZM244 157H245V156H244ZM256 157H257V156H256ZM192 158H193V156H192ZM211 158H212V157H211ZM213 158L215 159L216 157H213ZM238 158H240V157H238ZM246 158H247V157H246ZM246 158H245V160H246ZM253 158H255V157H253ZM218 159H220V158H218ZM225 159L227 160V158H225ZM225 159L222 158L221 160H225ZM228 159H229V158H228ZM261 159L263 160V157H262ZM221 160H220V161H221ZM231 160H232V159H231ZM242 160H244V159H242ZM256 160H258V158H257ZM232 161H233V160H232ZM234 161H235V160H234ZM253 161H254V160H253ZM239 162H240V161H239ZM258 162L260 163V161H258ZM263 162H264V161H263ZM219 163H220V162H219ZM221 163H222V162H221ZM251 163H252V162H251ZM225 164H227V163H225ZM230 164H231V162H230ZM248 164H249V163H248ZM222 165H223V163H222ZM231 165H232V164H231ZM243 165H244V164H241V166H237V170L234 169V167H233V169H232V166H230V169H229L230 171L227 170V171L229 172V174H226L227 172H224V173H225V176H226V175H230V173L235 174V175L232 174L233 176H231V177L228 176V177L232 178L231 180H233V177H234V176H236V177L239 178V179H242L243 182H241L239 179H238V180L241 182L240 185H244L245 188H244L243 186H242V188H244L245 190H246V189L251 190L250 186H251L252 188H253V186H254V189H255L256 184L259 185V190H262L264 187H263V188L261 187V189H260V185L264 182V181H263V180H264V177L261 176V178H260L258 175H259L260 173H263L264 171L256 172L257 170H256V169H255L256 171L254 170V172H256V173L254 174V176H256V174L259 173V174H257V179L259 180V178H260V179H261V182L263 181L262 183H261V182L259 183V181L257 180L258 183H256L257 181L255 180V177H254V176H253V177H251V176L248 177V176H247V174H248V175L253 174V173H250V172H251L250 170L253 169V168H251V166H249V165H245V166H243ZM251 165H252V164H251ZM254 166H255V168H256V164H255ZM258 166L260 167V165H258ZM220 167H221L220 169H223V168L226 167V166H224V167H223V166H220ZM238 167H240V168L238 169ZM259 167H258V168H259ZM261 167H262V166H261ZM226 168H227V167H226ZM228 168H229V167H228ZM259 170H261V169H259ZM234 172H235V173H234ZM224 173H223V174H224ZM249 173H250V174H249ZM223 174H221V175H223ZM221 175H219L220 178H223V176L221 177ZM263 175H264V173H263ZM219 176H218V177H219ZM246 176H247L248 178H252V180L250 179L251 182H255L256 184L252 186V185H251L252 183L249 182V181H247L248 179H247V180L245 179ZM228 177H227V178H228ZM236 177H234V178L236 179ZM258 177H259V178H258ZM262 177H263V179H262ZM227 178H226V179H227ZM228 179H229V178H228ZM228 179H227V180H228ZM253 179H254L255 181H253ZM224 180H225V179H224ZM231 180H230V181H231ZM230 181H228V183H231ZM233 181H235V180H233ZM246 181H247V182H246ZM235 182H236V181H235ZM226 183H227V181H226ZM232 183H233V182H232ZM232 183H231V184H232ZM242 183H243V184H242ZM249 183H251V184H249ZM234 184H235V183H234ZM234 184H233V185H234ZM233 185H231V186H233ZM238 185H239V184H238ZM262 185H263V184H262ZM229 187H230V186H228V188H229ZM234 187H237V185L234 186ZM234 187H232V188H234ZM224 188H225V187H224ZM226 188H227V187H226ZM228 188L226 189V190H229L227 194H229V192H231V191L233 192L234 189L232 190L231 187H230V189H228ZM237 188H239V187H237ZM237 188H235V189H237ZM242 188H241V189H242ZM257 188H258V186H256V189H257ZM230 190H231V191H230ZM237 190H239V189H237ZM237 190H236V191H237ZM248 190H247V191H248ZM257 190H258V189H257ZM257 190H255V192H256ZM224 191H225V190H224ZM247 191H244V193L247 192ZM251 191H252V190H251ZM232 192H231V193H232ZM237 192H240L239 194L241 195V193H243V190H241V191L239 190V191H237ZM237 192H233V194L235 193V195H237V194H236ZM249 192H250V191H249ZM249 192H248V194H246L247 196L250 195V196H248V197H247L245 194H243V195H241V196L238 194V196L242 197V198H240V199H235V198H234V197H236L235 195H234V197H233V194H229V196L232 195V196H231L232 199L234 198L233 201H232V202L235 203V204H234V205H235V206H234V209L237 210V209H240V207H241L242 205L244 206V204L247 203V202L243 203L244 200H246V199H245L246 197H247V198H250L251 196L254 197V196H253V193H255V192H253V193L251 192L250 194H249ZM258 192H259V191H258ZM258 192L255 193L256 195H258L257 197H259V196L261 197V195L264 194V193L259 192V194L261 193V194L259 195ZM263 192H264V191H263ZM223 194H225V196H227V195H226V191H225V193H223ZM255 194H254V195H255ZM263 197H264V196H263ZM222 198H226V197L223 196ZM237 198H239V197H237ZM228 199L232 200V199L229 198V197H228ZM243 199H244V200H243ZM250 199H252V201H253V198H250ZM250 199H248L249 202L251 201ZM225 200H226V203H225V202H224V203H225L226 205L229 204V202L227 203V198H226ZM230 200H229V201H230ZM234 200H237V201L235 202ZM248 200H247V201H248ZM263 200H264V198H263ZM223 201H224V200H223ZM255 201H260V199L257 200V198H256ZM260 202H263V201H262V198H261V201H260ZM255 203H256V202H255ZM263 203H264V202H263ZM225 204H223V205H225ZM256 204H259V202L256 203ZM246 205H248V203L245 204L244 207L242 206L241 208H242V209H243V208L245 209V208L249 207V208H247V210H248V209L251 210L252 215H253V216H251V214L248 213L249 217H251L250 219H252V218L255 217L256 220H257V219H258L257 217H259V218L261 217V216H256L257 212H256V210L254 209V205L252 206L251 203H249V205H248L247 207H246ZM259 205H260V207L262 206L261 203H260ZM255 206L257 207V205H255ZM225 208L230 209V208H233V206H231L230 208L224 206V210L226 211ZM244 209H243V210H244ZM257 209H258V208H257ZM232 210H233V209H232ZM243 210H241V213H244L246 209H245L244 211H243ZM247 210H246V211H247ZM252 210H255V212H256V214H255V212H254L255 215L253 214V211H252ZM259 210H260V209H258L257 211L260 212L261 210H260V211H259ZM238 211H240V210H238ZM238 211H237V212H238ZM242 211H243V212H242ZM262 211H264L263 208H262ZM262 211H261L260 213H262ZM227 212L230 213L231 215L234 214L235 216H234V215H233V216H234L235 218H236V215L238 214L237 216H240V217H238L240 220L237 218V219H238V222H239V221H243L240 212H238L237 214H235L236 211H235V213H234V211H233V214H232L231 212L226 211V214H223V216H224V215L226 216V217H224V218H227V219H226L227 221H228L229 219H231V218H233L235 222L237 221V219H235L234 217H231V215H228V217H229V219H228V217H227ZM246 213H247V212H245L244 215H246ZM260 213H259V214H260ZM239 214H240V215H239ZM259 214H258V215H259ZM263 214H264V213H263ZM242 215H243V214H242ZM244 215H243V218L245 217ZM248 215H246V216H247V218H246L247 220H248V218H249ZM260 215H261V214H260ZM261 218H263V217H261ZM241 219H242V220H241ZM231 220H232V219H231ZM231 220L229 221V222H230V225L232 224V223H231ZM247 220H244V221L246 222ZM252 220H253V219H252ZM256 220H253V221L255 222ZM258 221H259V223H260L261 225H263L262 223H263L264 221L262 222L261 219L258 220ZM258 221H256L255 223H253L251 220H248L247 223H248V222H252L251 224L249 223V225H250V226L252 225L251 227H253V228H255V229H256V227H257L258 230H260V229H259L260 226H255V227H254V225H256ZM260 221H261L262 223H261ZM232 222H233V221H232ZM245 222H244V223H245ZM244 223H243V225H244V226L247 225V226H245V227H246L247 230H249V232L246 231L245 234L247 235V233H250V232H251V233L249 234V235H251L253 229H252L251 227H249L247 223H245V224H244ZM225 224H226V223H225ZM235 224L241 225L242 223H240V224H239V223H235ZM260 224H257V225H260ZM238 225H237V226H238ZM232 226H233V225H232ZM244 226H243V227H244ZM239 227H242V226H239ZM248 227L251 228L252 231H250V229H248ZM227 228H228V227H227ZM232 229H233V227H232ZM238 229H239V228H238ZM246 229H245V230H246ZM255 229H254V230H255ZM240 230L242 231V229H240ZM245 230H243V231H245ZM256 230H257V229H256ZM226 231H228V232H226V234H227V233H229L230 230L227 229ZM253 232H254V231H253ZM260 232H261V231H260ZM260 232L257 234L256 231H255V234H257V235L262 234V232H261V233H260ZM226 234H225V237H226ZM231 234H232V233H231ZM238 234H241L240 231H239ZM243 234H244V233H242V235H243ZM228 235H229V234H227V238H228ZM252 235H254V233H253ZM263 235H264V233H263ZM263 235H262V236H263ZM233 236H234V235H233ZM259 236H261V235H259ZM229 237H231V235H229ZM240 237H241V235H240ZM244 238H245V237H243L242 239H244ZM246 238H247V236H246ZM258 238H259V237H258ZM259 239H261V237H260ZM224 240H225V239H224ZM250 240H251V239H250ZM257 240H258V239H257ZM262 246H263V245H262ZM262 246H261V247H262ZM251 247H252V245H251ZM244 248H245V247H244ZM262 248H263V247H262ZM263 249H264V248H263ZM259 250H260V249H258V251H259ZM248 252H251V251H248ZM254 252H255V251H254ZM256 252H257V251H256ZM256 252H255V253H256ZM259 252H260L261 255L264 254L263 251H262L263 254L261 253V251H259ZM259 252H258V253H259ZM255 253H254L253 255L256 256ZM247 255H248V254H247ZM257 255H258V254H257ZM248 256H249V255H248ZM251 256H252V255H251ZM259 256H260V255H259ZM251 258H252V257H251ZM250 260H251V259H250ZM255 262H256V261H255ZM223 263H224V262H223ZM252 264H253V263H252Z\"/></svg>","mask_w":264,"mask_h":264},{"label":"crops","instance_id":"crops-1","mask_svg":"<svg viewBox=\"0 0 264 264\" xmlns=\"http://www.w3.org/2000/svg\"><path fill=\"white\" fill-rule=\"evenodd\" d=\"M49 264H148V251L140 240L59 241L50 246Z\"/></svg>","mask_w":264,"mask_h":264}]
</instances>
